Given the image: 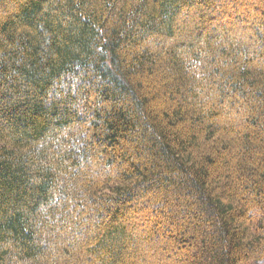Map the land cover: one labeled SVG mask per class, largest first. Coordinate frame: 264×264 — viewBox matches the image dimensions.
<instances>
[{
	"label": "trees",
	"instance_id": "trees-1",
	"mask_svg": "<svg viewBox=\"0 0 264 264\" xmlns=\"http://www.w3.org/2000/svg\"><path fill=\"white\" fill-rule=\"evenodd\" d=\"M0 264H264V0H0Z\"/></svg>",
	"mask_w": 264,
	"mask_h": 264
}]
</instances>
